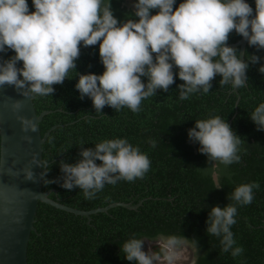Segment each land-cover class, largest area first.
I'll return each instance as SVG.
<instances>
[{
    "label": "trees",
    "instance_id": "trees-1",
    "mask_svg": "<svg viewBox=\"0 0 264 264\" xmlns=\"http://www.w3.org/2000/svg\"><path fill=\"white\" fill-rule=\"evenodd\" d=\"M181 2L176 0L174 7ZM246 2L255 5V0ZM109 3L121 22L138 19L132 15L135 0H103L102 7ZM28 4L34 11L32 0ZM157 11L152 10V14ZM240 37L233 31L228 44ZM0 54L5 60L14 55L11 50ZM251 55L259 56L260 62L249 63L248 80L238 89L231 83L220 86L221 77L217 75L208 93L201 90L180 100L178 85L183 81L177 75L167 92L158 90L142 100L139 112L127 107L115 111L108 106L96 112L92 100L81 99L75 85L79 74H102L105 69L99 44L87 48L81 45L76 70L69 71L63 84L54 85L52 96L35 95L33 100L37 114L48 111L39 124L41 135L56 126L42 146L46 172L42 190L55 189L50 198L81 210L114 202L142 203L136 209L114 206L90 216V220L37 204L35 230L29 239L30 264H133L120 249L133 237L152 242L174 237L179 241L175 246L185 243L192 249L194 264H264V131L250 119L255 108L264 103V73L258 71L264 64V49L247 44L243 60H250ZM142 79L147 82V78ZM215 116L227 121L241 140L240 161L227 167L209 163L199 152V144L188 137L196 120ZM116 138L127 139L148 156L150 169L143 179L106 184L91 200L85 199L81 189L67 191L60 186L61 160L75 163L80 159L82 143L84 148H94L96 143ZM250 183L259 184L253 189L251 204L228 200L237 186ZM218 186L220 189H216ZM228 203L237 207L236 224L231 226L236 241L233 247L244 249L237 257L222 251V237L206 232L211 208H223ZM154 253L161 256L163 251L157 246Z\"/></svg>",
    "mask_w": 264,
    "mask_h": 264
},
{
    "label": "clouds",
    "instance_id": "clouds-1",
    "mask_svg": "<svg viewBox=\"0 0 264 264\" xmlns=\"http://www.w3.org/2000/svg\"><path fill=\"white\" fill-rule=\"evenodd\" d=\"M102 3L32 0L35 10L30 11L28 0H0V53H14L0 63V87L12 86L25 97L52 96L54 85L63 84L69 71L76 70L81 45L87 48L99 44L105 70L102 74H79L75 88L80 98L89 97L96 112L108 106L115 111L127 107L136 113L142 100L158 90L167 92L177 75L183 81L178 85L179 98L187 100L201 90L208 93L217 75L221 77L220 86H244L249 63L260 62L256 55L241 59L240 51L229 46L228 40L235 31L249 46L264 49V0H255V9L246 0H182L178 7H174L176 0H135L132 15L138 19L124 22L114 15L111 3L103 7ZM152 10L158 11L152 14ZM21 62L22 67H18ZM258 71L264 73V64ZM250 119L264 131V103L255 108ZM22 125L25 132L36 130L27 119H22ZM188 137L199 144V152L213 166L219 162L227 167L241 159L239 135L219 116L196 120ZM25 139L31 142V137ZM150 143L156 146L154 140ZM83 145L77 162L60 161L63 175L58 180L67 191L81 189L85 199H94L106 184L143 179L150 169L148 156L127 139H107L94 148ZM30 163L45 167L35 156ZM23 171L26 179L35 182L31 168ZM254 188L259 184H241L227 198L249 205ZM236 215L235 204L223 208L217 205L206 221L207 234L222 237V251H230L233 257L244 251L233 247L236 241L231 226L236 224ZM177 243L176 238H168L167 247ZM120 249L133 264H155L160 259L145 251L144 242L135 237ZM165 259L171 262L172 257L165 255Z\"/></svg>",
    "mask_w": 264,
    "mask_h": 264
},
{
    "label": "water",
    "instance_id": "water-1",
    "mask_svg": "<svg viewBox=\"0 0 264 264\" xmlns=\"http://www.w3.org/2000/svg\"><path fill=\"white\" fill-rule=\"evenodd\" d=\"M252 8L255 9V5ZM247 44V40L240 37L228 45L239 47L240 58L243 59ZM4 61L0 54V63ZM18 67H22V64ZM34 97L20 95L12 86L0 87V264H30L29 239L31 231L35 230L33 224L37 204H45L90 220V216L107 212L114 206L136 209L142 203V200L136 204L114 202L104 207L81 210L50 198V192L55 189L42 190L45 167L42 169L30 162L34 156L42 162L43 143L51 135L48 136L50 130L56 126L41 135L39 124L48 111L37 114ZM18 104L19 108L16 107ZM22 119L31 121L36 130L25 132ZM26 136L31 137V142L25 139ZM25 168H31L34 172L35 182L25 178Z\"/></svg>",
    "mask_w": 264,
    "mask_h": 264
},
{
    "label": "rangeland",
    "instance_id": "rangeland-1",
    "mask_svg": "<svg viewBox=\"0 0 264 264\" xmlns=\"http://www.w3.org/2000/svg\"><path fill=\"white\" fill-rule=\"evenodd\" d=\"M144 242V250H150L154 253L155 247H160L163 251V254L159 257L160 259L155 262V264H191L193 261V251L192 249L185 243H181L178 246H173L172 248L167 247V241H147ZM155 254V253H154ZM165 255L171 256L172 260L169 262L165 259Z\"/></svg>",
    "mask_w": 264,
    "mask_h": 264
},
{
    "label": "flooded vegetation",
    "instance_id": "flooded-vegetation-1",
    "mask_svg": "<svg viewBox=\"0 0 264 264\" xmlns=\"http://www.w3.org/2000/svg\"><path fill=\"white\" fill-rule=\"evenodd\" d=\"M194 262H195V260H194V257H193V261H192V263H191V264H194Z\"/></svg>",
    "mask_w": 264,
    "mask_h": 264
}]
</instances>
